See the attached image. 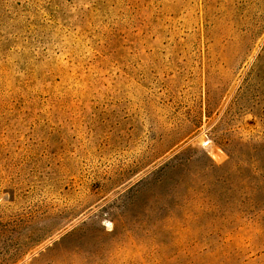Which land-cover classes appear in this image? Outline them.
<instances>
[{
    "label": "rangeland",
    "instance_id": "rangeland-1",
    "mask_svg": "<svg viewBox=\"0 0 264 264\" xmlns=\"http://www.w3.org/2000/svg\"><path fill=\"white\" fill-rule=\"evenodd\" d=\"M0 264H264V0H0Z\"/></svg>",
    "mask_w": 264,
    "mask_h": 264
}]
</instances>
